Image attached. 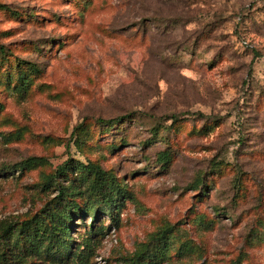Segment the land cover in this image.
Instances as JSON below:
<instances>
[{
  "label": "rangeland",
  "instance_id": "374dc122",
  "mask_svg": "<svg viewBox=\"0 0 264 264\" xmlns=\"http://www.w3.org/2000/svg\"><path fill=\"white\" fill-rule=\"evenodd\" d=\"M23 223V264H135L159 231L160 264H264V0H0V228Z\"/></svg>",
  "mask_w": 264,
  "mask_h": 264
},
{
  "label": "trees",
  "instance_id": "16d2710c",
  "mask_svg": "<svg viewBox=\"0 0 264 264\" xmlns=\"http://www.w3.org/2000/svg\"><path fill=\"white\" fill-rule=\"evenodd\" d=\"M121 117L113 118L107 120L105 123L108 126L119 125L121 123ZM166 159L164 155L159 157V161H164ZM42 158H29L17 166L20 171H24L30 168L37 166L38 164L43 163ZM72 169L87 171L90 170V173L87 172V175L94 174V182L92 183L91 194L93 197L92 205H94V214L92 217V223L94 224L97 221V217L101 215V213L105 212L114 220L116 226L118 225L117 221L113 217V210L115 209L114 203L123 197V193L120 189L115 188L113 185H107L106 183L100 184V177L98 174H101V170L99 167H85L80 164L64 166L63 168L58 169V176L65 177L67 174L72 172ZM10 171L9 168L5 169L3 173H7ZM94 171V173H91ZM51 184H54L55 181L53 179L50 180ZM57 186V183H55ZM71 186H69L66 190H61L59 192V205L60 208L56 209L55 212L51 216V224L56 228V233L54 237L56 242L50 247V253L57 257H67L69 255V251H67L66 241H68L69 232L72 227V220L75 216H83L85 215V210L83 212L78 211L75 204H72L71 201L68 200L67 193L71 190ZM26 223L21 225L20 229H17L13 225H3L0 228V264H23L27 254L25 251L16 252L18 250V241L25 239L28 237L25 235L24 229H26ZM93 228V225L91 226ZM39 230H34L33 236L35 238H40L36 236V233ZM45 230L43 231V233ZM42 233V234H43ZM25 235V236H24ZM67 238V239H65ZM163 239V231L156 232L149 242L142 247L135 254V264H160L165 257L166 244H161ZM12 240H14L12 242ZM33 244L30 246L31 250L30 255L39 251L38 246H34L32 250ZM89 256V248L85 246L82 250L73 254L71 260L72 264H86ZM68 259V258H67Z\"/></svg>",
  "mask_w": 264,
  "mask_h": 264
}]
</instances>
